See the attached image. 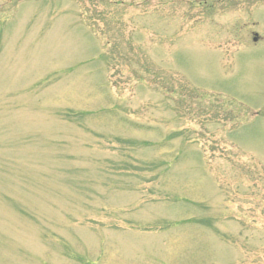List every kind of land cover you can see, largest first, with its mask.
I'll return each instance as SVG.
<instances>
[{"label": "rangeland", "instance_id": "374dc122", "mask_svg": "<svg viewBox=\"0 0 264 264\" xmlns=\"http://www.w3.org/2000/svg\"><path fill=\"white\" fill-rule=\"evenodd\" d=\"M0 264H264V0H0Z\"/></svg>", "mask_w": 264, "mask_h": 264}, {"label": "water", "instance_id": "95a60500", "mask_svg": "<svg viewBox=\"0 0 264 264\" xmlns=\"http://www.w3.org/2000/svg\"><path fill=\"white\" fill-rule=\"evenodd\" d=\"M256 40V39H255Z\"/></svg>", "mask_w": 264, "mask_h": 264}]
</instances>
